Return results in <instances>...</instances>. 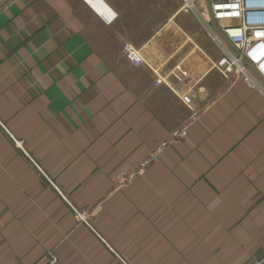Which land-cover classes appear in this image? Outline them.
I'll return each instance as SVG.
<instances>
[{"label": "crops", "instance_id": "crops-1", "mask_svg": "<svg viewBox=\"0 0 264 264\" xmlns=\"http://www.w3.org/2000/svg\"><path fill=\"white\" fill-rule=\"evenodd\" d=\"M180 5L0 2V264L264 256V98Z\"/></svg>", "mask_w": 264, "mask_h": 264}, {"label": "built area", "instance_id": "built-area-1", "mask_svg": "<svg viewBox=\"0 0 264 264\" xmlns=\"http://www.w3.org/2000/svg\"><path fill=\"white\" fill-rule=\"evenodd\" d=\"M254 9L246 5V0H181L180 5L181 11H194L203 18L208 35L221 49V56L213 66L240 76L264 98V18ZM216 20L229 22L218 29ZM123 49L140 56L134 46L125 44ZM72 209L77 222L89 224V210L73 206ZM41 261L43 264H63L58 260L55 248L46 249ZM263 261L264 256H261L253 264H262Z\"/></svg>", "mask_w": 264, "mask_h": 264}, {"label": "clouds", "instance_id": "clouds-1", "mask_svg": "<svg viewBox=\"0 0 264 264\" xmlns=\"http://www.w3.org/2000/svg\"><path fill=\"white\" fill-rule=\"evenodd\" d=\"M246 5L255 10L256 14L260 16L262 19L264 18V0H246Z\"/></svg>", "mask_w": 264, "mask_h": 264}, {"label": "rangeland", "instance_id": "rangeland-1", "mask_svg": "<svg viewBox=\"0 0 264 264\" xmlns=\"http://www.w3.org/2000/svg\"><path fill=\"white\" fill-rule=\"evenodd\" d=\"M229 22V20H216L215 21V27L216 28H221L222 26L226 25ZM233 22H238L237 20H233ZM80 209V208H79Z\"/></svg>", "mask_w": 264, "mask_h": 264}, {"label": "trees", "instance_id": "trees-1", "mask_svg": "<svg viewBox=\"0 0 264 264\" xmlns=\"http://www.w3.org/2000/svg\"><path fill=\"white\" fill-rule=\"evenodd\" d=\"M262 264H264V261L262 262Z\"/></svg>", "mask_w": 264, "mask_h": 264}]
</instances>
